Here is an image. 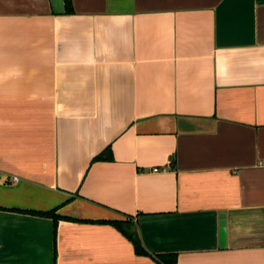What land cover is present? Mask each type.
Instances as JSON below:
<instances>
[{
	"label": "crops",
	"instance_id": "1",
	"mask_svg": "<svg viewBox=\"0 0 264 264\" xmlns=\"http://www.w3.org/2000/svg\"><path fill=\"white\" fill-rule=\"evenodd\" d=\"M71 2L0 0V264H264V0Z\"/></svg>",
	"mask_w": 264,
	"mask_h": 264
},
{
	"label": "trees",
	"instance_id": "2",
	"mask_svg": "<svg viewBox=\"0 0 264 264\" xmlns=\"http://www.w3.org/2000/svg\"><path fill=\"white\" fill-rule=\"evenodd\" d=\"M66 1V8L68 12L71 11V0H65ZM112 154L111 150L108 149L104 153L100 154L98 157H96L95 160H111ZM25 213H30L32 215L46 217L54 219L55 221L59 220L61 217L56 214L55 211L50 212H38V211H27ZM107 224H111L115 226L118 230H120L124 235H126L134 244L136 252L140 256H151V254L146 250L144 247L138 233H130L126 230V226L129 225L128 222L123 221H109ZM156 258H158L162 263L164 264H177L178 257L176 254H167V255H155Z\"/></svg>",
	"mask_w": 264,
	"mask_h": 264
},
{
	"label": "rangeland",
	"instance_id": "3",
	"mask_svg": "<svg viewBox=\"0 0 264 264\" xmlns=\"http://www.w3.org/2000/svg\"><path fill=\"white\" fill-rule=\"evenodd\" d=\"M125 228H126V230H127L128 232H130V233H135L134 228H132L131 225H128V226H126Z\"/></svg>",
	"mask_w": 264,
	"mask_h": 264
},
{
	"label": "water",
	"instance_id": "4",
	"mask_svg": "<svg viewBox=\"0 0 264 264\" xmlns=\"http://www.w3.org/2000/svg\"><path fill=\"white\" fill-rule=\"evenodd\" d=\"M223 219H224V218H223ZM224 226H225V221H222V227H223L222 232H223V234L225 233V228H224Z\"/></svg>",
	"mask_w": 264,
	"mask_h": 264
},
{
	"label": "built area",
	"instance_id": "5",
	"mask_svg": "<svg viewBox=\"0 0 264 264\" xmlns=\"http://www.w3.org/2000/svg\"><path fill=\"white\" fill-rule=\"evenodd\" d=\"M154 171H155V172H158V169H154ZM14 180L16 181L17 179H14Z\"/></svg>",
	"mask_w": 264,
	"mask_h": 264
}]
</instances>
